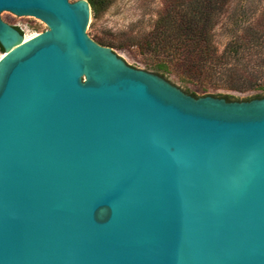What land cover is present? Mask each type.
Masks as SVG:
<instances>
[{
  "label": "water",
  "instance_id": "water-1",
  "mask_svg": "<svg viewBox=\"0 0 264 264\" xmlns=\"http://www.w3.org/2000/svg\"><path fill=\"white\" fill-rule=\"evenodd\" d=\"M3 11L47 29L0 17V264H264V92L128 65L88 0Z\"/></svg>",
  "mask_w": 264,
  "mask_h": 264
},
{
  "label": "rangeland",
  "instance_id": "rangeland-1",
  "mask_svg": "<svg viewBox=\"0 0 264 264\" xmlns=\"http://www.w3.org/2000/svg\"><path fill=\"white\" fill-rule=\"evenodd\" d=\"M164 2L173 6L183 0H111L97 18L90 16L86 33L97 43L110 47L128 65L154 72L147 67L154 60L153 55L141 50V46L144 38L155 31ZM219 6L209 34L221 57L220 63L195 79L183 75V65L180 70L171 67L170 73L158 74L187 93L243 99L264 92V39L251 40L259 35L247 32L253 23L264 25V0H225ZM0 17L25 36L32 37L47 29L44 22L33 16L20 17L3 11Z\"/></svg>",
  "mask_w": 264,
  "mask_h": 264
},
{
  "label": "trees",
  "instance_id": "trees-1",
  "mask_svg": "<svg viewBox=\"0 0 264 264\" xmlns=\"http://www.w3.org/2000/svg\"><path fill=\"white\" fill-rule=\"evenodd\" d=\"M110 1L88 0L92 17L97 18L107 9ZM224 1L183 0L182 4H174L175 6H171L173 3L168 6L164 2L155 31L142 42L141 50L151 53L154 59L147 63V67L163 75L170 73L171 67L180 70L183 65V75L187 79H195L203 71L214 69L220 63L221 57L211 43L209 29L215 21V11L221 8L219 4ZM247 32L251 36L259 35L251 40L264 39V25L259 22L249 25ZM248 33H245V37ZM0 50L2 51L1 46ZM185 79L183 78V82ZM224 97L232 100L231 96ZM257 97L259 96L252 98Z\"/></svg>",
  "mask_w": 264,
  "mask_h": 264
},
{
  "label": "bare ground",
  "instance_id": "bare-ground-1",
  "mask_svg": "<svg viewBox=\"0 0 264 264\" xmlns=\"http://www.w3.org/2000/svg\"><path fill=\"white\" fill-rule=\"evenodd\" d=\"M25 38L27 39V38H30V36H25Z\"/></svg>",
  "mask_w": 264,
  "mask_h": 264
}]
</instances>
